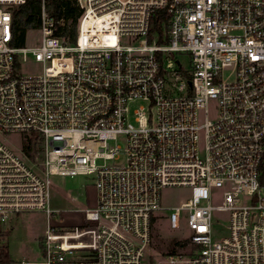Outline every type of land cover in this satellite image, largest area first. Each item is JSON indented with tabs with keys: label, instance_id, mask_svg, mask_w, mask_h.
<instances>
[{
	"label": "built area",
	"instance_id": "obj_1",
	"mask_svg": "<svg viewBox=\"0 0 264 264\" xmlns=\"http://www.w3.org/2000/svg\"><path fill=\"white\" fill-rule=\"evenodd\" d=\"M26 2L0 0V133L26 141L0 142V264L24 212L47 230L41 261L21 264H146L166 188L189 191L167 218L187 249L152 264H264V0H77L75 43L41 0L40 39L19 48ZM30 55L42 69L23 75ZM79 175L96 208L52 226L50 178Z\"/></svg>",
	"mask_w": 264,
	"mask_h": 264
},
{
	"label": "rangeland",
	"instance_id": "obj_2",
	"mask_svg": "<svg viewBox=\"0 0 264 264\" xmlns=\"http://www.w3.org/2000/svg\"><path fill=\"white\" fill-rule=\"evenodd\" d=\"M40 39L36 35L28 39L26 46H33ZM178 58L185 66L188 57L179 54ZM42 65L31 55L22 62L19 70L23 75L39 74ZM140 104L134 106L138 107ZM39 138V146H41ZM0 142L13 151L21 153L25 144L23 134H1ZM122 144V141H119ZM124 160H120V163ZM112 165V163H108ZM189 194L187 189L166 188L161 192L162 212L155 213L152 225V245L146 264H152L161 255L181 253L186 251L185 239L189 235L186 226L181 230L171 228L167 220L169 209L184 201ZM97 206V191L93 176L79 175L75 177L52 176L50 178V209L54 211L51 219L52 226L70 228L78 225L85 211L95 209ZM224 225H228L224 222ZM220 228L219 226H216ZM47 230V216L43 212H24L10 217L4 227V243L6 245L9 262L6 264H21L22 262L41 261V240ZM181 243V244H178Z\"/></svg>",
	"mask_w": 264,
	"mask_h": 264
},
{
	"label": "trees",
	"instance_id": "obj_3",
	"mask_svg": "<svg viewBox=\"0 0 264 264\" xmlns=\"http://www.w3.org/2000/svg\"><path fill=\"white\" fill-rule=\"evenodd\" d=\"M48 11L59 18H64L65 24L60 27L59 36L69 38L70 42L75 43L78 36V19L82 11L77 6V0H46ZM41 0H27L26 4L19 7L13 14V45L24 47L27 43V35L30 30L36 29L40 23ZM163 33L162 26L154 21L151 34ZM28 141L25 146L26 153L31 156L32 145ZM180 244V243H178ZM2 258L9 262L8 253L3 251Z\"/></svg>",
	"mask_w": 264,
	"mask_h": 264
}]
</instances>
